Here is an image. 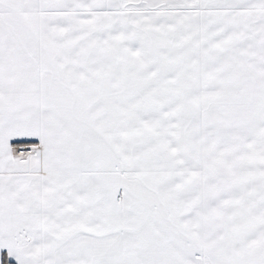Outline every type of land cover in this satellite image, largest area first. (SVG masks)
Instances as JSON below:
<instances>
[{"label": "snow or ice", "instance_id": "snow-or-ice-1", "mask_svg": "<svg viewBox=\"0 0 264 264\" xmlns=\"http://www.w3.org/2000/svg\"><path fill=\"white\" fill-rule=\"evenodd\" d=\"M0 264H264V0H0Z\"/></svg>", "mask_w": 264, "mask_h": 264}]
</instances>
